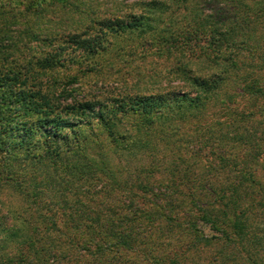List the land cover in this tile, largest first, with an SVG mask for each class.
I'll list each match as a JSON object with an SVG mask.
<instances>
[{"label":"rangeland","instance_id":"rangeland-1","mask_svg":"<svg viewBox=\"0 0 264 264\" xmlns=\"http://www.w3.org/2000/svg\"><path fill=\"white\" fill-rule=\"evenodd\" d=\"M10 17L54 34L94 33L97 19L140 17L138 28L107 37L96 66L56 70L78 74L81 95L100 103L192 94L183 76L171 75L181 68L216 78L219 88L199 111L164 117L168 109L155 103L153 111L164 112L147 125L117 112L123 144L111 143L95 121L80 126L89 168L61 192L58 184L45 188L52 173L38 169L36 180L21 182L24 195L44 191L35 204L3 184L0 225H38L40 214L58 228L74 222L91 232L100 214L141 237L130 251L113 250L118 262L145 264L147 255L163 264H264V0H0V20ZM64 255L65 264L76 262Z\"/></svg>","mask_w":264,"mask_h":264},{"label":"trees","instance_id":"trees-1","mask_svg":"<svg viewBox=\"0 0 264 264\" xmlns=\"http://www.w3.org/2000/svg\"><path fill=\"white\" fill-rule=\"evenodd\" d=\"M11 19L0 20V188L5 184L24 199H30L29 204H35L34 199L44 191L24 195L21 182L36 180L38 169L52 173L46 176L50 180L49 185L45 180V188L58 184L61 192L64 190L61 185L72 182L70 179L74 180L75 174L79 176L89 168V160L83 155L86 147L85 140L80 139V126L95 121L104 128L111 143L123 144L126 140L116 130L117 112L134 113L147 125L157 112H164L160 107L153 111L155 103L168 109L164 117L173 110L199 111L210 94L219 88L216 78L200 77L181 68L171 75L174 79L183 76L181 80L194 90L193 95L184 92L181 96L175 93L144 97L138 93L133 99L129 95L123 97V100L128 98L125 102L100 103L96 94L81 95L76 85L78 74L63 77L56 70L74 65L96 66L110 47L107 37L138 28L140 17L129 21L97 19L94 33L69 30L60 34H54L53 29L37 31L26 19L18 24ZM80 156L83 158L79 159ZM201 212L209 217L207 208H201ZM50 216L37 214L38 225L27 226L21 221L10 226L1 224L0 264H49L50 258L55 264H65L64 253L81 264L89 263L90 259L105 260L107 264H136L110 259L113 250L130 251L131 244L140 243L141 237L138 239V233L133 234L130 225L118 228L112 220H104L99 214L95 229L82 232L80 225L73 221L65 223L64 215L58 217L64 222L61 228ZM126 221L119 217L116 222ZM8 248L14 252L9 253ZM164 259L146 255L141 260L145 264H163Z\"/></svg>","mask_w":264,"mask_h":264}]
</instances>
